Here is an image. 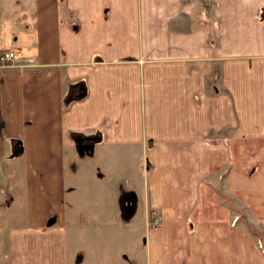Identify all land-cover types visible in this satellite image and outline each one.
Listing matches in <instances>:
<instances>
[{
	"label": "crops",
	"instance_id": "crops-1",
	"mask_svg": "<svg viewBox=\"0 0 264 264\" xmlns=\"http://www.w3.org/2000/svg\"><path fill=\"white\" fill-rule=\"evenodd\" d=\"M7 49L0 264H100L141 187L144 264H264V0H0Z\"/></svg>",
	"mask_w": 264,
	"mask_h": 264
},
{
	"label": "rangeland",
	"instance_id": "rangeland-1",
	"mask_svg": "<svg viewBox=\"0 0 264 264\" xmlns=\"http://www.w3.org/2000/svg\"><path fill=\"white\" fill-rule=\"evenodd\" d=\"M93 183H95V186H92ZM90 187V190L88 188L89 193L91 192L92 194V198L89 197L90 201L96 203L95 200L97 198L94 200L95 193H99L100 190H98L96 182L93 180L90 181ZM143 192L142 187L138 188L135 194H132V191L123 190V188L118 189V197L120 199H123L125 196L130 197L131 203L117 207L108 206L111 211L106 212L103 215L105 221L98 224L97 230L103 233L102 236H99L102 244L97 248H93V251H89V254L95 256L98 253L101 258L100 264H111L114 260L118 262H115L117 264H144V256L146 253L145 244L148 237L146 227L148 225H158L159 222H157L154 211L149 207L146 208L149 215L148 219H144L145 207ZM108 193H111V191L108 190ZM110 196L112 197L111 194ZM85 197H88L87 194ZM108 203H112L111 199L108 200ZM231 204L235 210L233 213L235 221H232V224L234 225L239 218L243 220V223L245 222V225L250 231H256L253 233L256 236L257 243L264 250V225L251 221L249 214L245 212L244 208L236 206L234 202H231ZM91 208L90 205L85 204L82 209L89 210ZM94 208L98 209L103 207L98 206ZM118 214L120 215L119 217Z\"/></svg>",
	"mask_w": 264,
	"mask_h": 264
},
{
	"label": "built area",
	"instance_id": "built-area-1",
	"mask_svg": "<svg viewBox=\"0 0 264 264\" xmlns=\"http://www.w3.org/2000/svg\"><path fill=\"white\" fill-rule=\"evenodd\" d=\"M16 56V52L11 49L3 50L0 53V62L2 64H9Z\"/></svg>",
	"mask_w": 264,
	"mask_h": 264
},
{
	"label": "trees",
	"instance_id": "trees-1",
	"mask_svg": "<svg viewBox=\"0 0 264 264\" xmlns=\"http://www.w3.org/2000/svg\"><path fill=\"white\" fill-rule=\"evenodd\" d=\"M19 144H20L19 149H16L15 151H12V152L9 154L10 157L16 156L17 154L21 153V151H22V148H21V141H20ZM251 231H252V230H251ZM253 232L255 233L256 231L254 230Z\"/></svg>",
	"mask_w": 264,
	"mask_h": 264
}]
</instances>
